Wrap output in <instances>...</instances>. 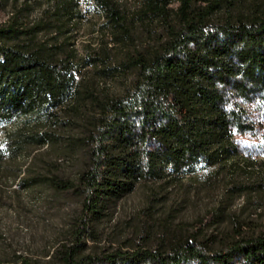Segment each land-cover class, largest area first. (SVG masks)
I'll return each instance as SVG.
<instances>
[{
	"label": "trees",
	"instance_id": "trees-1",
	"mask_svg": "<svg viewBox=\"0 0 264 264\" xmlns=\"http://www.w3.org/2000/svg\"><path fill=\"white\" fill-rule=\"evenodd\" d=\"M89 1L101 11L97 18H87L83 0H22L0 24V125L18 122L4 130L0 174L21 150L62 143L84 151L75 178L41 176L83 195L63 264H264V233L236 230L220 247L195 235L92 251L85 241L118 199L169 168L186 176L200 165L257 166L264 154V1L87 0L86 11ZM91 19L99 21L93 29L101 42L80 52L74 30ZM92 67L105 78L134 77L121 91L103 93L83 71ZM65 112L74 120H64ZM68 128L76 131L61 141ZM243 137L255 144L243 145ZM18 181L32 186L40 173Z\"/></svg>",
	"mask_w": 264,
	"mask_h": 264
},
{
	"label": "rangeland",
	"instance_id": "rangeland-1",
	"mask_svg": "<svg viewBox=\"0 0 264 264\" xmlns=\"http://www.w3.org/2000/svg\"><path fill=\"white\" fill-rule=\"evenodd\" d=\"M21 1L0 0V24L21 7ZM86 2L83 0L87 18L101 15L92 1L86 11ZM39 13V8H33L30 16ZM98 22L84 21L75 29L78 31L74 30L80 52L89 41L101 42V32L93 29V23ZM83 71L94 75V84L103 93L121 91L124 83L134 77L133 71L117 78L102 77L93 67ZM62 118L75 117L65 112ZM17 125L16 120L0 125V147L6 146L4 130ZM68 130L60 133L61 141L76 131ZM241 143L253 145L255 141L243 137ZM86 158L81 149L69 151L62 143H53L30 153L21 150L17 160L10 161L9 168L0 174V264H63L62 252L76 242L83 195L74 190H58L41 176L54 173L75 178ZM257 158V166L250 170L237 163L211 168L200 165L191 175L183 176L169 168L161 179L141 181L118 199L103 218L91 223V235L85 239L87 251L109 244L146 242L156 246L164 240L194 235L220 247L236 230L243 235L264 233V154ZM29 163L30 171L24 172ZM39 173V183H18L23 175Z\"/></svg>",
	"mask_w": 264,
	"mask_h": 264
}]
</instances>
